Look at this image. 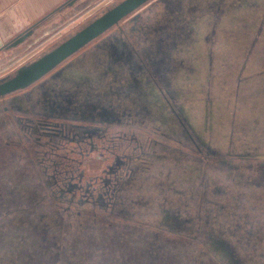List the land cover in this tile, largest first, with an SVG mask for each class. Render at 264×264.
I'll return each instance as SVG.
<instances>
[{"label":"flooded vegetation","instance_id":"flooded-vegetation-1","mask_svg":"<svg viewBox=\"0 0 264 264\" xmlns=\"http://www.w3.org/2000/svg\"><path fill=\"white\" fill-rule=\"evenodd\" d=\"M192 1L169 3L168 11L159 18L160 11L155 9L159 5L154 0L130 17L128 21L131 18L132 21H127L126 26L124 21L55 72L82 56L67 70L51 80L46 77L27 90L0 99V109L3 108L0 119V212H6L0 214V223L9 219L11 211L8 209L13 203V199L4 193L7 185L13 183L12 189H17V209L12 208L15 214L25 205L30 209L32 203L33 207H42L38 200L41 190L46 187L50 189L47 191L50 200L66 201L70 205L77 203L84 210L97 209L107 214L95 213L100 215L96 216L98 220L112 227L120 225L118 219H121L126 223L155 225L163 234L167 230L173 236L182 235L185 239L190 234H205L206 244L213 242L211 252L216 264H231L232 257L244 259L248 264H264L258 260L261 249L264 253V235L260 231L245 234L243 224L230 223L231 217L235 220L243 211L237 197L242 199L244 192L251 210H264V207L252 205L254 201L264 200V94H214L213 97L223 105V110L214 112L211 94H206L208 107H211L207 114L208 124L209 119L212 123L201 124V118L195 112L190 117L191 121L195 120L192 126L186 120L182 103L171 99V94L180 96L184 93L180 86L172 85L177 82L174 78L178 65L190 64L194 50L199 49L196 45L179 46L184 35L195 34L194 39H197L192 23L200 16L191 10ZM175 9H178L177 17L172 14ZM221 15L215 13L216 17ZM263 29L264 17L260 31ZM256 43L247 54L260 52L261 47ZM212 44L213 41L210 50H213ZM173 51L178 55V60L174 58L176 66L169 71L173 76L158 75L155 66L171 62L160 58L161 53L169 56ZM103 64L106 70L101 66ZM139 64L147 69L145 82L149 78L151 82H148L152 83L151 86L148 82L145 84L144 92L148 94L155 85L163 96L160 110H154V102L138 107L128 95L132 92L120 90L123 82L131 81L132 77L121 72L119 66H127L130 70ZM261 78L259 87L264 91V75ZM161 79L163 88L159 86ZM249 79L251 76L244 81ZM45 94H53L50 95L52 101ZM73 94L81 96L75 98ZM48 101L55 105L48 106ZM86 101L109 103V113L104 112L103 109H108L105 107L96 109L89 104L90 107H86ZM144 108L143 115L136 116L135 112ZM77 111L84 120L73 114ZM64 115L79 119H66ZM207 117H203L205 122ZM15 125L20 129L18 138L16 132H12ZM223 130L225 134L221 136ZM22 141L27 147L20 146ZM221 142L228 143V148ZM235 142L238 144L234 145ZM222 149L227 153L221 154ZM11 150L14 153H10ZM17 151L22 154H15ZM95 154L106 162V168L101 176L86 181L83 163ZM25 160L31 167H25ZM238 162L242 164L236 166ZM6 163H10L7 168ZM27 168L30 189L25 194L24 171ZM222 169L231 176L229 181L237 195L231 187L218 186L221 181L215 179L214 172ZM2 174L7 178L4 179ZM46 206L56 216L57 210L61 212L57 205L49 203ZM66 210L62 211L66 213ZM202 210H206L205 216ZM147 215L154 219L143 218ZM224 224H228V231L224 230ZM147 233L151 239L160 234ZM246 242L254 244L251 246L256 255L252 249H247ZM219 243L230 247V255H225L226 250ZM224 258H228L229 263L224 262Z\"/></svg>","mask_w":264,"mask_h":264},{"label":"rangeland","instance_id":"rangeland-1","mask_svg":"<svg viewBox=\"0 0 264 264\" xmlns=\"http://www.w3.org/2000/svg\"><path fill=\"white\" fill-rule=\"evenodd\" d=\"M102 1L103 2L98 5L96 9L83 12V16L80 13L70 20H65L67 22L63 23L64 26L60 28V30H62H59L60 32L58 31L56 35L52 33L50 36L45 37L39 34L40 28L38 27L35 29L33 36L25 43L11 50L1 51L0 78L13 74L22 65L36 58L51 46L56 45L63 39L74 34L101 11L110 8L113 4L121 0ZM61 25L62 24H60L59 27ZM16 37L17 36L2 42L3 44H7ZM37 37L40 39V42L32 44L31 40ZM215 87V84H213V94L222 95L215 92V89H217V87ZM213 94L210 95L211 98H213ZM205 96L206 94H203L199 97L200 99H197V107H200L196 112H199V117L201 118H199L200 123L209 125L212 123V120L209 119L208 124V118L206 120L207 123L203 119L206 111L204 103L208 104L209 100V97L207 96L206 100ZM2 109L3 108L0 109V119L3 116ZM223 131L220 134L221 136L225 134V131ZM12 132H16L18 138L20 129L17 125L12 128ZM216 136L221 138L219 135ZM220 144L228 148V143L224 144L221 142ZM236 144H238V142L234 143V145ZM20 146L27 147V144L23 142ZM12 150L10 153H14ZM222 150L221 154L227 153L226 149ZM18 153L22 154L19 151L15 154ZM236 161L239 160L237 159ZM242 162L236 163V166H240ZM19 163L16 165L19 166ZM34 163L37 165V162L34 161ZM244 163L248 165L247 162ZM7 165H10V163L5 164L6 168ZM25 167H31L28 160H25ZM83 168L86 171L85 180L88 181L89 179L96 178L103 174L106 168V162L100 160L99 156L95 154L83 163ZM42 170H44L43 165ZM27 171H29L28 168L24 171V173H26L27 182L25 194H27L30 189V180L28 181ZM50 174L52 175V173ZM214 174L215 179L221 181L218 186L231 187V190L237 195L229 181L231 176L227 174L225 170H216ZM3 176L4 179L7 178L5 175ZM14 183L16 185L15 181ZM7 187L8 189L7 191L4 190V193L6 192V194L13 199V203L10 207L17 209V189H12L13 183L9 186L7 185ZM48 189L49 188L45 187L44 190H41L42 195L38 201L42 202V207L37 208L35 205L33 207L34 203H32L30 209L29 206L25 205L21 210H18L19 212L16 214L12 208L8 209L11 211L9 219L0 223V264H216L209 247L210 245L206 244L205 240L207 239H205V234L202 236L199 234H197V236L190 234L185 239L182 235L181 237H175L167 230H165L166 233L163 234L162 230L157 229L155 225L149 226L126 223L121 219H118L120 225L112 227L110 224L98 220L97 217L100 215H97L99 212L97 209H85V211L80 205H77V203L70 205L66 201L62 203L59 200H50L47 197V191H50V189ZM245 193L246 192H244L242 199L237 197L238 204L243 208V211L239 212L235 220L231 217L230 223L235 226H237V224H243L242 232L245 234L246 232L253 231L256 233L260 231L262 235H264V210H251L246 202L248 197L246 196L247 193ZM68 194L70 198V193ZM46 198L50 201L48 202ZM234 198H236V196L232 197L233 200ZM49 203L61 208V212L59 210L55 212L57 216L52 214L54 213L53 210L46 206ZM254 203L255 204L252 205L256 208L264 207V200H257L254 201ZM62 210H66L67 212L64 213ZM1 213L6 212H0V214ZM99 213L105 216L107 215L103 212ZM206 213V210H202V215L205 216ZM44 215H47V217ZM143 218L151 220L154 219V216L147 215ZM96 220L98 222H96ZM213 221H216L214 217ZM222 226L224 230H229L228 224ZM46 228L47 232L45 233ZM147 232L153 235L159 232L160 234L158 238L153 237L154 239H151ZM44 239L48 241L44 243ZM246 243L247 249H252V253H254L255 251L251 246L254 244ZM206 245H208V247H206ZM262 246L264 248V243ZM260 253L258 260L264 263V253H262V249ZM254 254L256 255V253Z\"/></svg>","mask_w":264,"mask_h":264},{"label":"water","instance_id":"water-1","mask_svg":"<svg viewBox=\"0 0 264 264\" xmlns=\"http://www.w3.org/2000/svg\"><path fill=\"white\" fill-rule=\"evenodd\" d=\"M153 1L154 0H121L116 4H113L110 8L101 11L80 30L22 65L13 74L0 79V99L27 90L46 77L51 80L56 74L59 75L60 72L67 70L82 56H78L75 60L68 63L62 70L55 72L64 63L72 59L75 55L79 54L112 29L120 26L124 21H126V24L124 25L126 26L130 23L129 21H132V18L128 21L130 17ZM174 1L176 2L177 0H157L159 6L155 9L160 11L159 18L168 11L167 6L169 3H174ZM237 1L239 3H237L236 0H193L190 5L192 8L191 10H194V14L200 16L195 19V23H192L195 28L197 39H194L195 34L184 35L183 39L180 41L181 44L179 42V46L188 48L196 45L199 49L197 51L196 49L194 50V55L189 59L190 64H185L183 67L178 65V72L176 73V78H174V81L177 82H173L172 84L173 87L180 86L184 91L183 94L186 95L179 94L180 96H175V94H171V99H177L182 103L187 116L186 120L191 126L195 120L191 121L190 117L200 107H196L198 105L197 99H200L199 97L203 94H213V84L217 87L215 92L218 94H264V91H261V88L259 87V82L262 81L261 76L264 75V49H262V45H264V29L260 31V26L264 17V0ZM76 2L77 0H71L66 5L72 6ZM156 10L155 13H157ZM177 10H173L172 14L176 15ZM233 12H236V14ZM215 13H221L222 15L216 17ZM177 16L178 15H176V17ZM236 16L239 18H235ZM40 23L32 26L7 44H3V42L0 41V52L11 50L25 43L31 36H33L35 29ZM173 26H175V24ZM212 41L213 50H210ZM255 42H257L255 45L258 44V46L261 47L260 52L257 53V51H255L253 55L247 54L251 50L252 44ZM174 52L175 51L169 56L165 53H161L160 58L170 60L171 62H168L165 66L162 64H160V66H155V71L158 75H165V77L168 74L172 75L169 71L170 69L173 70L176 66L175 59L178 60V55ZM185 58L189 57L186 56ZM139 65L130 67V70L127 69V66H119L121 69L116 66L125 75L132 77V80L130 77L131 81H128L129 83L123 82L120 90L128 93L132 92V94L128 95L133 97L136 106L142 107L146 105V102H154L156 103L154 110H156V108L160 110L159 108L163 105V96L159 93V89L155 85L152 86V90L150 89L148 94L144 92V88L146 87L145 84L148 81L151 82V79L147 78V82H145V76L148 74H146L147 69H145L144 65ZM101 66H104V70H106L104 64ZM245 66L247 67V70H244L242 73V69ZM131 68H138V70H132ZM247 76H251L252 79L244 81ZM149 84L151 86L152 83ZM159 86L162 88L164 87L162 79L160 80ZM45 95H47L52 101L50 95L53 94ZM79 95L81 96V94H73L75 98ZM41 96H43V94H41ZM212 99L213 112L214 110L223 109L221 102L219 103L214 97ZM51 101H48L47 105L49 106L51 104L53 107L55 103ZM86 102V107L91 106L96 107V109L99 107H105L108 109H103L104 112L109 113V107H111L109 103H104L103 101L96 104H92L89 101ZM204 106L206 107V116H204L207 117L209 112L208 109L211 107H208V104L205 103ZM78 112L80 111L73 114L82 119V114ZM144 112L145 108L139 112H135V114H137L136 116H139L143 115ZM196 114L198 115L199 112H196ZM167 116L170 117V114ZM63 117L79 119L77 117H72L71 115H64ZM169 125L171 126V124ZM169 125L166 126L169 128ZM47 241V239H44V243ZM207 244L210 245V248L213 247V242H208ZM219 244L224 250H226L225 255H230V247H226L224 243ZM216 250L217 249L215 248V251ZM211 251L213 252V248H211ZM223 261L229 263L228 258H224ZM232 261L231 264H248L241 258L232 257Z\"/></svg>","mask_w":264,"mask_h":264},{"label":"crops","instance_id":"crops-1","mask_svg":"<svg viewBox=\"0 0 264 264\" xmlns=\"http://www.w3.org/2000/svg\"><path fill=\"white\" fill-rule=\"evenodd\" d=\"M70 1L0 0V41L18 36L40 22L42 23L38 26L39 34L45 37L52 33L56 35L64 26L63 23L67 22L65 20H70L75 15L88 10H94L103 2L102 0H77L74 5L67 6L66 4ZM60 24L62 25L59 27ZM31 41L32 44H37L40 39L37 37Z\"/></svg>","mask_w":264,"mask_h":264}]
</instances>
